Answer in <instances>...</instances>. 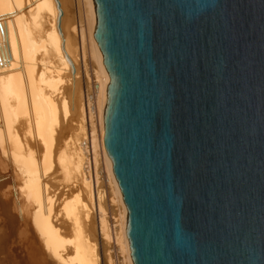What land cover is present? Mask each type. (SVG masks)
<instances>
[{
  "label": "water",
  "instance_id": "obj_1",
  "mask_svg": "<svg viewBox=\"0 0 264 264\" xmlns=\"http://www.w3.org/2000/svg\"><path fill=\"white\" fill-rule=\"evenodd\" d=\"M93 1L133 264H264V0Z\"/></svg>",
  "mask_w": 264,
  "mask_h": 264
},
{
  "label": "bare ground",
  "instance_id": "obj_2",
  "mask_svg": "<svg viewBox=\"0 0 264 264\" xmlns=\"http://www.w3.org/2000/svg\"><path fill=\"white\" fill-rule=\"evenodd\" d=\"M71 3L0 0V264H133L102 143L110 76L94 1L81 21Z\"/></svg>",
  "mask_w": 264,
  "mask_h": 264
},
{
  "label": "rangeland",
  "instance_id": "obj_3",
  "mask_svg": "<svg viewBox=\"0 0 264 264\" xmlns=\"http://www.w3.org/2000/svg\"><path fill=\"white\" fill-rule=\"evenodd\" d=\"M71 7H72V13L74 15V18L76 21H81L83 20V15H84V7H83V3H82V0H72V3H71ZM81 71V85H82V88H84L83 90H85V95H86V100H88V97H87V77L85 76V74L83 73L82 70ZM90 85H91V98H92V102H94V82H93V79H92V71L90 69ZM103 170V169H102ZM101 170V171H102ZM104 172V171H102ZM103 173L100 174V177L104 178L103 177ZM111 211H112V207L110 205H108V215L111 214ZM112 252H113V255H114V261H116V263H119V258H118V255L116 254V249L115 248H111ZM19 256V255H18ZM18 256H15V258L13 259H10L6 264H24V258H18ZM2 262V261H1ZM1 264H4V263H1Z\"/></svg>",
  "mask_w": 264,
  "mask_h": 264
}]
</instances>
